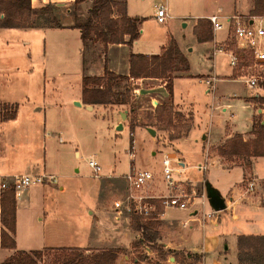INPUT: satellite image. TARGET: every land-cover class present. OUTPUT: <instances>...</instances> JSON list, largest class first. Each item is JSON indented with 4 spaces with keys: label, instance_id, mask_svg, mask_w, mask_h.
Here are the masks:
<instances>
[{
    "label": "rangeland",
    "instance_id": "obj_1",
    "mask_svg": "<svg viewBox=\"0 0 264 264\" xmlns=\"http://www.w3.org/2000/svg\"><path fill=\"white\" fill-rule=\"evenodd\" d=\"M164 1L129 0V12H134L140 19L139 33L132 46H128L130 49L123 48L122 52L123 56L128 52L157 54L168 38L176 40L183 48L189 71L187 75H177L183 77L174 81L171 96L166 86L168 80L165 79L144 81L142 84L119 80L114 82L113 91L121 95L119 100L125 98V91H130L126 104L118 103L115 98V103L96 105L91 110L74 106L72 98L78 95L81 86L77 73V49L75 50L72 39H69V44H66L68 40L65 37L57 39L49 36L44 39L42 30L38 29L0 31V101L16 102L19 106L16 118L6 119L0 124V145L8 146L11 141L8 137L12 136L15 139L13 147L16 148V153L11 155L8 151L0 156L4 162L3 167L19 172L25 159H38L34 151L42 146L40 125L38 128L33 125L25 129L30 139L26 144L18 140L21 138L19 132L23 129L11 127L16 120L20 121L30 115L27 112L28 106L42 103L50 105L54 124L57 120L55 104L62 101L58 115L65 124V144L58 155L61 159L55 160L60 166L57 169L59 175L50 182L51 188L46 191L43 212L33 219L37 233L29 236V220L22 219L21 233L18 236L20 247L38 248L43 242L47 247L76 248L85 255H91L109 249L105 246L111 245L114 240L113 249L118 251L114 264H135L138 257L143 258L137 264H170L165 259L167 253L151 249L153 242L155 244L159 241L160 230L153 242L144 241L142 246L136 244L140 232L133 226V215L126 212V183L123 175L131 169L158 172L162 153L173 152L181 155L188 167L186 179L199 190L205 187L207 179L218 187H227L239 179L238 169L221 173L216 166H208L206 172H200L194 166L202 164L208 148L222 140L226 126L234 133L247 135L251 129L252 118L253 121L261 119L264 122V104L250 101L255 96L264 97V66L257 68L262 77L258 87H245L240 77L251 66V56L247 51L235 49L232 28L227 27L225 17L219 20L222 29L214 33L211 30L212 40L198 43L193 36L192 26L198 16L223 15L234 0H166L171 20L159 23L154 18V6ZM239 2L246 4L247 0H235L236 4ZM91 3L92 0H78L77 4H70V19L76 15L79 23L84 21ZM40 8H33L36 11L33 18L39 14ZM62 9L65 10V7ZM62 9L45 12L51 24L59 20ZM235 15L248 17L251 14ZM69 24H72L71 20ZM24 40H28L30 44L25 45ZM57 40L59 44L56 43ZM223 43L239 55L240 62L237 67L231 68L228 57L222 53L212 55L214 44ZM100 58L95 59L92 66L100 65ZM107 62H112V48L107 52ZM119 62L118 59V64ZM45 71L46 74H64L48 79L44 78ZM208 78L214 79L213 90L206 83ZM158 84H162L163 88H156ZM137 88L141 90L140 94L134 96L133 91ZM247 102L253 103V108L245 106ZM161 103H170L173 108L170 126L164 127L165 124L155 120V107ZM11 108L10 104L0 103V121L11 113ZM122 112H126L124 118L120 115ZM30 119L34 122L41 118L30 116ZM120 123L122 128L117 130ZM149 129L154 130V136L150 135ZM45 144V159L51 163L57 148H50L49 142ZM213 152L214 149L209 148L207 156L211 158ZM11 159L13 162L8 165ZM90 159L95 160L101 168L98 177L93 176L87 165ZM239 162L247 166L243 159H233L226 164L232 166ZM253 172L257 177L264 178V158L254 160ZM249 181L255 183L250 175L237 186L244 189ZM59 186L66 187L65 191H60ZM209 209L206 202L205 211ZM182 214L187 215V212L179 213ZM39 217L42 221H38ZM136 222L147 223L151 232H157V220L148 223L137 219ZM238 236L232 252L222 255L228 264H239ZM246 251L264 252V241H253ZM58 254L55 250L43 251L37 262L61 264ZM174 257L180 259L176 253ZM195 262L196 259L191 257L181 264Z\"/></svg>",
    "mask_w": 264,
    "mask_h": 264
},
{
    "label": "crops",
    "instance_id": "obj_2",
    "mask_svg": "<svg viewBox=\"0 0 264 264\" xmlns=\"http://www.w3.org/2000/svg\"><path fill=\"white\" fill-rule=\"evenodd\" d=\"M32 8L42 7L48 3L56 5L57 9H62L65 7V10L62 9L60 14V27H31V28H0V31L4 29H12V30H32L38 29L42 30L44 39L49 38H57L58 37H65L69 44V39H72L73 46L75 50L77 49L76 60L78 62V76L80 79V92L77 93V96H73L72 101L73 103L78 102L80 105H74L77 107H84L87 109L86 104H83L82 97H81V89H82V78L85 76L93 77V76H101L104 73V68H107L108 71L117 74V75H125L127 76L129 73V56L132 52L126 53L123 56L122 49L128 46H132V44L137 40L135 39L130 44L128 43H121V44H107L106 47L103 46L102 43L99 41H92L89 43L87 48L84 49L83 43L80 39V32L77 28L72 27L70 22V8L68 7L70 4L73 3L74 0H30ZM118 2H123L125 4L126 14L129 17H137L135 16L134 12H129V0H116ZM255 0H247L246 4L239 2L238 4L235 3V0L232 4L228 5L226 8V12L223 15L218 14H205L198 16V18H207L211 15H217L225 18H229L235 14L241 13H249L251 14V10L254 7ZM157 6V5H156ZM154 6V15H155V7ZM64 10V12H63ZM252 15V14H251ZM264 15V14H259ZM117 14L114 13L113 17H116ZM2 15H0L1 19ZM196 18V21L197 19ZM223 19V18H222ZM171 20V18H169ZM196 22H194V27ZM193 31V30H192ZM194 36V35H193ZM195 38V36H194ZM173 39V38H172ZM124 40L127 41L128 37L124 36ZM169 38L165 41L164 44L161 45V50L159 53L165 49ZM174 40V39H173ZM196 40V38H195ZM182 53L185 57L183 48L179 45V43L174 40ZM25 45H29L30 42L28 40L23 41ZM62 44L64 42L60 41ZM59 44V41L56 42ZM52 46H50L51 48ZM112 48V62H107V52ZM129 48V47H128ZM130 49V48H129ZM74 50V51H75ZM103 51V53H101ZM133 54H144V55H152L146 53H133ZM101 55V58H100ZM120 55V58L119 56ZM100 58V65H94L95 59ZM43 59H46V43H44V52H43ZM118 59L120 60L118 64ZM186 59V57H185ZM187 60V59H186ZM94 63V64H93ZM188 64V61H187ZM189 71V64L188 70L183 72L187 75ZM59 74H64L63 72H56V73H49L46 74L44 72V78H57ZM183 74V75H184ZM183 76H178L172 80V88L173 83L175 80L182 78ZM48 78V79H49ZM144 81H161L160 79H149V78H142V79H129L128 82L132 84H142ZM44 82V80H43ZM156 88H163L162 84L156 85ZM159 90V89H155ZM140 89H136L133 91L134 96L140 94ZM161 91V89H160ZM137 94V95H136ZM0 103L10 104L14 107V116L11 119L17 117L18 113V104L16 102H9V101H0ZM62 101L56 103L57 106V115L56 121L54 124L52 123V116L50 115L51 106L47 104H40V105H30L28 106L29 109L27 112L30 113L28 117H23L22 120H16L12 128H21L23 129L19 132L21 136L19 141L23 143H28L30 141L28 134L25 132V129L33 127L36 125L37 128L40 125V135L42 138V146L41 148H36L34 154L38 156V159H34V157H30L29 159H25L23 162V167L19 172L12 171L10 168H5L4 162L1 160L2 155L6 152L16 153V148L13 147L12 136L8 138L11 140L8 142V146L2 147L0 145V178L2 177H11L15 175H48L52 176L53 180L55 179L56 175H59L58 168L60 167L59 164L55 163L56 158L58 159V155L62 150L63 144H65V124L62 123L58 113L60 112V107ZM171 105L170 103H167ZM173 104V103H172ZM59 105V107H58ZM175 105V103H174ZM91 109H93L96 105H90ZM245 106H250L253 108V103L247 102ZM89 110V109H87ZM261 111V110H258ZM30 116H37L40 117V121L31 122ZM5 120L0 121V124ZM118 122V121H117ZM253 123V118L251 122V127ZM264 124V123H263ZM1 128V127H0ZM190 130V129H189ZM188 130V131H189ZM251 131V129H250ZM250 131L247 135H242L243 140H248L245 136H250ZM14 131H12L13 133ZM2 134V133H0ZM238 134L234 133L231 129L227 126L225 127V135L222 137V140L216 144L212 145L209 148L215 149L217 146L222 145L227 139L231 138L233 135ZM203 139H205L203 137ZM49 142L50 148H57L54 152L56 153L52 161H46L45 159V148L46 144ZM56 144V145H55ZM208 148V150H209ZM208 150L206 152L207 161H209L210 165L208 166H216L217 170L221 173L228 172L233 169H238L240 172V177L237 181L233 182L232 184L228 185L227 187H218L213 184L209 179H207L208 184L211 185L216 191H218L220 197L224 200L225 209L222 211H218L214 213L211 218H206L202 223L197 215H195L194 211H177V210H167L165 211L164 215L157 219V233L160 230V238L159 241L156 243L161 244L163 248V252L167 253L166 261L170 264H181L184 263L185 260L190 259L188 255H195L196 262L195 264H228L227 260H223L222 255H229L233 248L236 246V237L238 235H246V234H263L264 235V178L257 177L253 172L254 160L264 157L258 158H251L250 159V166L246 168V166L239 162L238 164H234L232 166H228L226 164L227 160H225L222 156H219L215 151L211 154V158H209ZM12 155V154H11ZM76 155H78L76 153ZM61 159V158H59ZM40 160V162H38ZM11 160H9L8 165H11ZM230 162V161H228ZM38 164L41 166L38 167ZM36 168V170H35ZM35 170V171H34ZM34 171V172H32ZM250 174H248V172ZM30 172V173H28ZM247 172V173H246ZM62 174V173H60ZM252 176L254 178V185L255 187L250 193H245L243 191V187L237 186L240 184L247 176ZM53 180L45 181L42 185L34 186L26 189L25 191L21 192L18 196H15V206H16V223H15V234L13 235V239L16 244V249L10 250L0 247V263L3 262L5 259L10 257L16 250H23V251H31L37 250L42 248H54V247H47L42 242L39 244L38 248H30V247H20L18 236L21 233L20 224L22 219L29 220L28 224H30L27 234L29 236L34 235L37 233V226L33 224V219L37 217L40 213L43 212L45 205V196L46 191L51 188ZM60 191L64 192L66 187L59 186ZM201 189H204L201 188ZM1 193V191H0ZM204 212H209L212 209L210 208L208 211H205V205L203 206ZM187 212V215H179V213ZM38 221H42L41 217L38 218ZM1 228V224H0ZM154 232V231H153ZM157 237V236H156ZM233 239V240H232ZM114 240L112 241L113 244ZM105 246L106 248L113 249L115 248L114 245ZM179 255V260L174 257V254ZM194 261V260H193Z\"/></svg>",
    "mask_w": 264,
    "mask_h": 264
},
{
    "label": "trees",
    "instance_id": "obj_3",
    "mask_svg": "<svg viewBox=\"0 0 264 264\" xmlns=\"http://www.w3.org/2000/svg\"><path fill=\"white\" fill-rule=\"evenodd\" d=\"M78 0L73 1V5ZM58 7L53 4H46L39 10V14L33 18L36 11L31 7L30 0H0V28H31V27H60V18L53 24L50 23L45 12L55 10ZM116 13L117 16L113 17ZM252 15L264 14V0H255L254 7L250 12ZM78 16H72V27L77 28L80 32V39L84 49L90 42L99 41L104 47L107 44H130L138 37L140 19L137 17H129L126 14L125 4L116 0H92L88 8V15L84 21L78 22ZM193 35L198 43L210 41L213 34L210 23L207 18H198L193 27ZM124 36L128 40H124ZM188 70V64L185 57L180 52L176 42L169 38L165 49L160 54L144 55L130 54L129 56V73L125 75H117L104 68L101 76L82 78L81 97L83 104L86 105H108L115 103V98L121 96L113 91L115 81H126L129 79H165L167 82V90L172 95V80L179 73ZM125 98L118 99V103L126 104L130 91H125ZM251 102H259L264 104V97L255 96ZM14 107L12 106L9 114L5 115L4 120L11 119L14 116ZM155 120L158 123L165 124L164 127L170 126L172 123L173 108L169 104H159L155 107ZM133 129L132 127H130ZM251 138L243 140L239 134L233 135L227 139L222 145L217 146L214 151L227 161L233 159L245 160L247 166H250L251 158L264 157V124L261 119L253 121ZM16 206L15 195L12 189L1 191L0 193V247L14 250L16 244L13 239L15 234L16 223ZM139 219L133 216V220ZM134 222L135 230L140 232V238L136 244L143 245L144 241L153 242L157 233L151 232V228L147 223ZM147 222V221H146ZM153 223L149 220L148 223ZM264 241V236L257 235H239L237 238V260L239 264H264V252L246 251L253 241ZM151 249L161 252L163 250L161 244L153 242ZM59 252L57 258L61 264H114L118 256L115 249L101 250L91 255L83 254L76 248H42L31 251L16 250L10 257L0 264H38L37 260L43 255V251ZM190 258H196L195 255H188ZM141 258L138 257L135 264Z\"/></svg>",
    "mask_w": 264,
    "mask_h": 264
},
{
    "label": "built area",
    "instance_id": "obj_4",
    "mask_svg": "<svg viewBox=\"0 0 264 264\" xmlns=\"http://www.w3.org/2000/svg\"><path fill=\"white\" fill-rule=\"evenodd\" d=\"M154 18L159 23H165L170 18L166 0L155 7ZM207 19L211 24L213 33L222 29L220 16L211 15ZM227 27L232 28V38L235 49L247 51L251 56V66L243 71L241 81L248 89L258 87L262 79L257 68L264 66V15H250L243 17L233 15L225 19ZM224 54L228 57L231 68L237 67L240 58L236 51L229 48L226 43L214 44L212 55ZM243 68V67H242ZM241 68V69H242ZM206 79L210 88L214 89V79ZM133 156V155H132ZM88 167L94 177H98L101 171L99 164L90 159ZM208 161H205L194 168L200 172L208 170ZM181 155L173 152H165L161 155L160 170H134L131 169L123 175L126 183V212L144 221H156L162 217L167 210L194 211L203 223L206 218H211L215 211H203L207 202L204 189H197L195 185L186 179V170ZM53 180L48 175H15L0 178V191L12 189L15 196L34 186H39L45 181ZM254 183L249 181L243 189L244 194L253 190ZM144 251L146 252L145 248Z\"/></svg>",
    "mask_w": 264,
    "mask_h": 264
},
{
    "label": "water",
    "instance_id": "obj_5",
    "mask_svg": "<svg viewBox=\"0 0 264 264\" xmlns=\"http://www.w3.org/2000/svg\"><path fill=\"white\" fill-rule=\"evenodd\" d=\"M75 105L79 106L80 104L78 102L74 103ZM87 109L91 110V106H87ZM126 112H122L120 113L121 117L124 118L125 117ZM264 122H262L263 124ZM122 128V124L120 123L117 126V130H120ZM150 135L154 136L155 132L152 129L148 130ZM205 193H206V198H207V202L208 205L210 206V208L215 211H222L223 209H225V204H224V200L220 197L218 191H216L214 188L211 187L210 184L205 183V187H204Z\"/></svg>",
    "mask_w": 264,
    "mask_h": 264
}]
</instances>
